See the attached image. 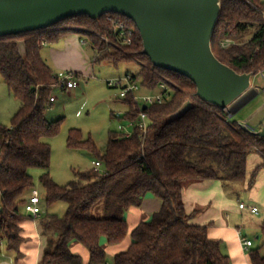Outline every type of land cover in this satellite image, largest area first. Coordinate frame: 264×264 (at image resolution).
<instances>
[{"label": "trees", "instance_id": "trees-1", "mask_svg": "<svg viewBox=\"0 0 264 264\" xmlns=\"http://www.w3.org/2000/svg\"><path fill=\"white\" fill-rule=\"evenodd\" d=\"M110 15L133 30L131 45L122 44L107 16L98 21L86 16L72 18L46 30L0 38V75L20 103L12 125H0V251L5 246L22 257L23 223L28 217L22 216L21 208L35 189L30 170L42 169L46 205L60 201L68 208L64 216L46 211L39 219L48 237L39 264H84L70 249L75 241L88 249L89 264H103L107 261L103 241L118 245L126 239L125 213L140 207L148 194L161 200L160 211L133 230L131 246L111 264H232L221 242L209 238V226L191 223L193 215L187 214L183 188L207 180H220L227 186L243 184L249 156L258 153L264 159V137L244 130L225 110L201 101L188 78L155 67L143 54L135 24L121 15ZM70 33L85 35L93 49V62L108 61L115 67L136 63L140 71L133 77L141 78L144 88L157 91L165 83L173 93L164 104L144 110L149 120L146 134L135 127L140 109L132 97L125 100L131 107L128 118L135 123L132 135L112 133L108 145L100 149L92 140L84 141L80 132L72 133L69 146L88 149L103 170L78 173L76 181L59 186L48 172V139L58 133L62 120L49 122L46 118L58 81L43 60L42 50L46 43L55 44ZM227 39L235 44L223 47ZM20 41L26 42V56L19 52ZM212 48L222 63L238 73H264V2L223 0ZM187 102L194 108L169 122ZM262 167L264 164L253 174L251 186ZM260 232L264 237V222ZM261 250H249L251 264H264Z\"/></svg>", "mask_w": 264, "mask_h": 264}, {"label": "water", "instance_id": "water-1", "mask_svg": "<svg viewBox=\"0 0 264 264\" xmlns=\"http://www.w3.org/2000/svg\"><path fill=\"white\" fill-rule=\"evenodd\" d=\"M222 4L223 0H0V38L46 30L72 18L98 21L118 14L135 24L143 54L155 67L188 78L201 101L226 111L252 88L255 76L238 73L213 51ZM18 49L21 56L27 55L25 41L18 42ZM193 108L187 102L169 122ZM241 127L264 137V127L259 132Z\"/></svg>", "mask_w": 264, "mask_h": 264}, {"label": "crops", "instance_id": "crops-1", "mask_svg": "<svg viewBox=\"0 0 264 264\" xmlns=\"http://www.w3.org/2000/svg\"><path fill=\"white\" fill-rule=\"evenodd\" d=\"M48 47H50L46 54L49 59L48 63L55 73L72 71L75 74H79L80 77H83L84 74H89L86 59L82 53L83 45L80 34L70 33L55 44L46 43L43 50ZM43 50L42 58L44 60ZM252 89L226 110L230 118L233 119L258 97V88ZM262 92L264 93V89ZM53 97L55 101L52 105L57 102L56 97L54 95ZM233 108L236 110L232 111ZM238 123L241 126H247L254 132H259L264 127V102L252 111L244 121L240 120ZM263 164L264 159L260 154L254 153L249 156L247 179L243 184L234 186L238 189V193L240 191L245 192L241 198L233 192V186H227L220 180L191 183L183 188V200L187 214L193 215L191 223L199 226H209V238L221 242L222 250L224 254L229 256L232 264H251L249 251L243 249L242 243L244 239L253 242L247 231L253 230V228L260 230L264 222V167L257 173L254 184L250 185L253 174ZM30 194L31 192L27 194L26 200H28ZM240 204L257 207L259 214L254 215L248 209L241 210ZM161 206L162 202L160 199L153 194H148L140 207H131L125 213V219L129 227L126 239L118 245H108L105 241L102 243L107 253V260L112 261L118 253L126 251L132 244L131 233L133 230L141 223L150 221L153 215L160 211ZM249 218H257V221L251 222ZM38 224L39 220L36 221L29 217L23 223V237L26 241L22 245V257L17 260V264L40 263L47 246L48 237ZM27 249L31 251L30 257ZM70 249L74 254L82 258L84 264L90 263V253L81 243L72 242Z\"/></svg>", "mask_w": 264, "mask_h": 264}, {"label": "rangeland", "instance_id": "rangeland-1", "mask_svg": "<svg viewBox=\"0 0 264 264\" xmlns=\"http://www.w3.org/2000/svg\"><path fill=\"white\" fill-rule=\"evenodd\" d=\"M262 1L264 2V0ZM80 25V23H75V26L79 29H81ZM250 37L249 34L246 39L248 40ZM82 38L86 39L85 35H82ZM102 39L104 40V37ZM50 47L43 50L44 61L48 65L49 59L46 54ZM82 53L86 59L89 74H84L83 77L76 80L78 89H74L75 91H59L56 89L53 95L56 97L57 102L46 113L49 122L62 120L58 133L48 139L51 146V165L48 172L59 186H67L69 183L76 181L78 179L77 174L93 169L95 167L93 164L97 160L88 149L69 146V138L72 133L80 132L84 141L92 140L100 149H104L108 145L112 133L133 134L134 124L136 123L128 118L131 107L124 99L120 98V90L110 88L107 82L112 79L123 78L127 74L138 76L139 65L136 63H122L115 67L108 61L93 62L94 53L89 44L83 45ZM138 82L142 85L141 78ZM252 84L253 89L258 88L259 95L233 118L237 122L244 121L252 111L264 102V93L262 92L264 89V73L254 77ZM148 93L149 91L142 85L139 94L146 95ZM19 109V101L10 94L0 75V125L10 127ZM233 110L236 109L233 108ZM102 170L101 168L100 171ZM44 173L45 171L42 169L30 170V174L34 178V187L41 195L42 209L50 214L64 216L68 208L67 203L59 201L52 206L46 205L45 191L40 183V178ZM232 186L233 192L238 197L244 196V191L238 193V189L234 187L239 186V184ZM21 214L26 217L23 207L21 208ZM96 215L98 216V213ZM249 221L256 222L257 218H249ZM247 232L254 242L252 249L262 248L261 252L264 254V237L261 235L260 230L253 228V230ZM27 250L30 257L31 251L30 249ZM19 259L21 258L18 257L16 252L9 251L5 246H2L0 264H17Z\"/></svg>", "mask_w": 264, "mask_h": 264}, {"label": "built area", "instance_id": "built-area-1", "mask_svg": "<svg viewBox=\"0 0 264 264\" xmlns=\"http://www.w3.org/2000/svg\"><path fill=\"white\" fill-rule=\"evenodd\" d=\"M107 20L113 24V28L118 35V38L122 40L123 45H131L133 43V30L125 23L115 20L111 15H107ZM107 43H110L109 39L104 38ZM87 40L82 39V45H88ZM235 43L227 39L222 42V46L228 48ZM55 78L58 81L57 89L59 91L63 90H74L78 87L77 78L75 73L71 71H61L55 73ZM110 88H116L120 90V98L128 99L132 97L136 102L138 108L140 109L139 118L135 124V127H138L142 134H146L149 127V120L146 112L144 111V107L147 108L153 105H162L168 100L171 99L173 89L168 84H161L157 91H149L146 95H140V90L142 85L135 80L133 75L127 74L123 78L112 79L107 82ZM55 98H51V102L53 103ZM120 116V115H119ZM132 135V134H128ZM94 166L97 170L101 169V163L96 161L94 162ZM42 199L40 192L37 189L31 190V194L24 205L26 216L32 218L33 220L38 221L43 217L44 211L42 209ZM241 210H250V212L254 215L259 214V209L253 206H247L246 204H240ZM243 249L245 251H249L253 247V242L247 239L243 240ZM103 264H111V260H107Z\"/></svg>", "mask_w": 264, "mask_h": 264}]
</instances>
